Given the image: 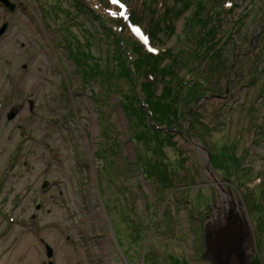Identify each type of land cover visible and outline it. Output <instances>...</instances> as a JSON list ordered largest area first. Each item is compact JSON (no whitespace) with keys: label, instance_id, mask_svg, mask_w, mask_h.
<instances>
[{"label":"rangeland","instance_id":"obj_1","mask_svg":"<svg viewBox=\"0 0 264 264\" xmlns=\"http://www.w3.org/2000/svg\"><path fill=\"white\" fill-rule=\"evenodd\" d=\"M6 1L0 264H210L204 225L230 191L248 225L250 264H264V0H229L228 11L222 0H162L161 28L139 22L166 50L155 88L144 86L146 71L134 77L140 92L92 7L124 17L130 1ZM157 1L145 10L159 15ZM129 30L120 37L132 51L141 35ZM133 95L156 97L164 122L146 120Z\"/></svg>","mask_w":264,"mask_h":264},{"label":"water","instance_id":"obj_2","mask_svg":"<svg viewBox=\"0 0 264 264\" xmlns=\"http://www.w3.org/2000/svg\"><path fill=\"white\" fill-rule=\"evenodd\" d=\"M0 1L12 8L6 0ZM3 31L4 27L0 34ZM12 118L13 116H10L8 119ZM202 149L207 155V151ZM203 239V257L210 264H250L254 261L251 259L252 254L247 251L248 243L252 246L248 225L239 201L232 191L212 206L204 225ZM51 254V249L48 248L47 257Z\"/></svg>","mask_w":264,"mask_h":264},{"label":"trees","instance_id":"obj_3","mask_svg":"<svg viewBox=\"0 0 264 264\" xmlns=\"http://www.w3.org/2000/svg\"><path fill=\"white\" fill-rule=\"evenodd\" d=\"M130 2H131V6L129 7V21L133 25H135L136 22H141L143 17L144 18L146 17L147 18L146 20H148V22L150 23V26L148 27L149 32H152V31L157 30L158 28H161V23H158L160 21V18L163 15H167L169 13V12L168 13L166 12L167 10L160 12L159 15L155 11H153V13H150L148 9L145 10V6L148 5L146 0L145 1L130 0ZM231 3L232 2L229 0H222V2L219 4L220 9H224L226 11L230 10L231 6H232ZM77 5L79 6L80 4H77ZM140 5H144V9H142ZM160 7H162V6L158 5L156 10L160 11ZM136 8H138V17L139 18L137 16H135ZM93 9L97 11L96 15L101 20L99 23L103 27V29L105 30V28H107L109 31L112 32V34L114 36H116L117 40L118 39L120 40V45L123 47V56H125L124 61L126 58H128V60L126 59L125 63H126L127 73L130 76V81H131L130 83L133 86V88L137 89L135 84L137 83L138 77L134 78L136 76V74H137V76H139L140 72L145 73V71H146V73L144 76H145V80H146L147 85L143 83L144 86H146V88H149V89L155 88V86L158 85V83H159V81L156 80V78H155L156 74L154 73V71H157V69H154L155 62L159 61L160 56H162L160 54H164L165 53L164 51H166V50L162 51V53L158 50L152 51V49H149L148 47L144 46L139 40H136V42H134V43H136V45H134L132 47V51H130V50L127 51L125 49L124 40H121V37H120L121 34H123V31L125 29V27H122V24H123L122 21L119 19H115V18L114 19H107L106 16L103 13H101L100 11H98L97 8L94 7ZM209 9H211V8L210 7L206 8V9H204V11H209ZM166 24H167V26H166ZM205 25H208L207 21H206ZM170 27H171V25L169 22L168 23L165 22V26L162 25V28L164 30H166V28H168V30L174 31V27H172V28H170ZM131 52H134V55L137 54V56H138V59H135L136 64H135V62L130 63V60L132 59V53ZM124 68H125V65H124ZM148 74H150L151 77L147 79ZM184 75L187 78H190V73L186 72ZM132 76H133V78H132ZM159 76H161V75L159 74ZM184 86H186V85H184ZM180 87H181V85H180ZM183 88H182V90H183ZM137 90L140 92L139 89H137ZM165 90H169V89H167V88L165 89V87L161 88L162 93L165 92ZM135 92H137V91L135 90ZM133 96H134V100L139 103L140 108L143 110V113L145 111L144 114L146 116V120H147V115L151 114L150 116L154 120H158V122H160V123L164 122L163 120L158 118V116H159L158 113L156 111H154V106H156V104L158 102V99H156V97H151L149 99H146V98L142 99L143 97L141 98L138 95H133ZM203 96H204V94L202 95V97ZM205 96H207V95H205ZM206 98H208V96ZM147 126L152 131H156L154 129V127H152L150 124L147 123ZM157 127H159V125L156 126V129H157ZM170 129L174 130L172 128H170ZM101 171L102 170L100 169L99 173ZM142 178L146 179L144 175H142Z\"/></svg>","mask_w":264,"mask_h":264},{"label":"snow or ice","instance_id":"obj_4","mask_svg":"<svg viewBox=\"0 0 264 264\" xmlns=\"http://www.w3.org/2000/svg\"><path fill=\"white\" fill-rule=\"evenodd\" d=\"M110 2H111L112 4H118L119 7H120L121 9L124 8V5H123V4H120V3H119V0H110ZM112 15H115V13H112ZM133 31H134L137 35H141V32H140V29H139V28H134ZM141 39L144 40L145 43H148V40H147L146 37H144V36L141 35Z\"/></svg>","mask_w":264,"mask_h":264},{"label":"bare ground","instance_id":"obj_5","mask_svg":"<svg viewBox=\"0 0 264 264\" xmlns=\"http://www.w3.org/2000/svg\"><path fill=\"white\" fill-rule=\"evenodd\" d=\"M176 163H177V160L174 158V159H173V164L176 165ZM203 197L205 198L204 195H203ZM203 197H202V198H203Z\"/></svg>","mask_w":264,"mask_h":264}]
</instances>
